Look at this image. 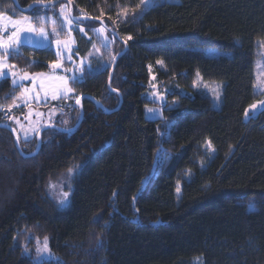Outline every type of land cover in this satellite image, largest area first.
I'll return each mask as SVG.
<instances>
[{"label": "trees", "instance_id": "16d2710c", "mask_svg": "<svg viewBox=\"0 0 264 264\" xmlns=\"http://www.w3.org/2000/svg\"><path fill=\"white\" fill-rule=\"evenodd\" d=\"M16 1L60 2L22 13L14 0H0V16L38 23L67 4ZM70 1L74 15L103 19L113 42L99 45L90 25L100 23H79L88 34L76 32L75 60L88 58L96 42L103 64L72 82V96L93 98L83 99L76 130L43 132L38 154L25 157L17 144L33 153L43 126L23 137L0 112L19 138L0 127V264H264V109L245 120L258 98L264 0H177L145 9L143 0ZM204 47L225 54L209 56ZM56 59L53 49L28 45L9 58L34 73ZM151 74L168 87L189 89L198 74L221 82V105L203 92L174 93L164 117L148 120L146 106H159L148 99ZM17 92L7 80L0 103L13 106ZM63 104L47 105L58 111L52 125L73 128L81 110ZM77 166L69 204L59 208L49 183ZM45 237L60 261L34 260Z\"/></svg>", "mask_w": 264, "mask_h": 264}, {"label": "rangeland", "instance_id": "374dc122", "mask_svg": "<svg viewBox=\"0 0 264 264\" xmlns=\"http://www.w3.org/2000/svg\"><path fill=\"white\" fill-rule=\"evenodd\" d=\"M166 1L177 2V0H143V9L154 3ZM51 11L50 14H46L41 19V22L38 23L28 15L14 18L7 14L0 16V64L7 65L0 69L5 74L0 75V87L7 80H10L12 87L18 89L15 96L16 101L13 106H5L0 103V112L9 118L10 123L22 132L23 137L29 136L35 128L50 125L55 121L58 111L55 107L51 108L47 107V105L60 102L62 99L65 102L63 105L69 106L72 102L76 103L77 98L72 96L74 95L72 82L74 80L83 81L84 72L87 69L91 71L93 63L102 65L103 58L101 56L103 52L100 46L101 44L110 46L113 42V38L103 26L92 24L90 26L96 33L95 36L99 38L98 43L100 46L95 42L96 48L88 58L75 60V34L77 31H80L87 35V27L73 21L69 14L67 4H63ZM16 21H20L21 23L17 25L15 23ZM29 26L34 31H27ZM41 29H43L44 34H41ZM13 32L18 33V36L13 40H9ZM88 37L90 38L89 35ZM6 45L7 47H5ZM24 45L35 48H51L55 51L57 59L50 64V69L47 72L34 73L23 70L11 63L9 58L11 53L20 51ZM256 45L258 56L254 68V94L258 98L254 102L256 108H248L245 114L246 121L264 109V105L261 103L264 102V39L257 40ZM201 49L209 56L225 54V52L213 47H204ZM106 63L107 65L109 64V62ZM56 64H59V67H53ZM157 66L163 68L164 63L160 61L157 63ZM149 69L152 72L154 66L151 65ZM68 89H71V91H67ZM150 89L148 99L158 103L159 106H146L145 117L148 120H155L164 117L163 106L169 101V96L174 93L187 96L195 92H203L212 98L215 107H220L223 83L206 81L198 74L195 82L189 89L178 85L168 87L160 85L157 77L151 74ZM53 95L56 96L55 99H53ZM149 109L152 111L149 112ZM207 146L211 147L210 142H208ZM72 169L73 172L71 174L67 172L57 181H51L49 183L47 193L59 208H64L69 204L73 191V180L77 172H79L80 167ZM64 192L68 193L67 203L61 207L59 202L63 198L62 194ZM44 245L45 239L38 241L34 256L36 262L61 260L50 249L48 239L47 250H45ZM195 262L196 264H203V259L197 258Z\"/></svg>", "mask_w": 264, "mask_h": 264}, {"label": "water", "instance_id": "95a60500", "mask_svg": "<svg viewBox=\"0 0 264 264\" xmlns=\"http://www.w3.org/2000/svg\"><path fill=\"white\" fill-rule=\"evenodd\" d=\"M14 1H15L16 6L20 9V11L22 13H27L29 11H32V10H34L37 7L56 6L60 2V1H47V2L37 1V2L31 3L30 5H28L26 7H22V6H20V4L16 0H14ZM62 1L69 5V14H70L71 18L73 19V21L75 23L79 24V23H84V22H88V21H94V22L100 23L103 27H106V23H105V21L103 19L93 18V17H89V16H85V15H79V16L74 15L73 12H72V8H73L72 2L70 0H62ZM115 36L118 37V35H116V34H115ZM117 59H118V57H115L114 65L116 64ZM112 75H113V69L111 71V77L110 78H112ZM112 91L115 92L114 90H112ZM84 98H90L91 99L93 97L90 94H83V95H81L79 97V103H76L75 106L81 110V115H80L79 122H78V124L75 127L68 129V128H62V127H59L57 125H52V124L45 125L38 132V145H37L36 150L33 153L26 155L22 151L21 146H20V144L18 142L17 147H18L20 153L23 156H25V157H32V156L38 154L40 149H41V146H42L43 132L45 130H47V129L53 128V129H56V130H58L59 132H62V133H71L74 130H76L80 126V124L82 123V120H83V117H84V110H83V99ZM122 102H123V97H122V95H120V105H119V107L122 105ZM4 125H7V127H5ZM0 127H5V128L10 129L12 131L14 130L13 132H14L15 138L16 139L18 138L17 131L14 128H12L10 125L4 124V123H0Z\"/></svg>", "mask_w": 264, "mask_h": 264}, {"label": "snow or ice", "instance_id": "6c2138e0", "mask_svg": "<svg viewBox=\"0 0 264 264\" xmlns=\"http://www.w3.org/2000/svg\"><path fill=\"white\" fill-rule=\"evenodd\" d=\"M17 25H19L21 22L20 21H16L15 22ZM27 31H34V29L31 27V26H29L28 28H27ZM41 31V34H44L43 33V29H41L40 30ZM17 36H18V33H16V32H13V34H12V36H10L9 37V40H13V39H15V38H17ZM128 39H131V37H129ZM58 43H59V41H58ZM5 47H7V45L5 46ZM7 65H4V64H0V69H2L3 67H6ZM53 67H59V64H56V65H53ZM0 75H5L2 71H0ZM14 75V74H13ZM74 79H76L75 77H74ZM67 91H71V89H68ZM56 98V96L55 95H53V99H55ZM76 103H79V99H77L76 100ZM262 103V105H264V102H261ZM250 107H252L253 109H255L256 108V105L254 104V105H251ZM149 112H151L152 110L151 109H149L148 110ZM5 127H7V125H4ZM14 131V130H13ZM17 139H19V138H17ZM77 167H79V166H77ZM68 172H69V174H71L72 172H73V169L72 168H69L68 169ZM177 191H179V189H177ZM62 199L60 200V202H59V205L62 207L63 205H65L66 203H67V197H68V193L67 192H64L63 194H62ZM252 207V205H250V208ZM44 248H45V250H47V237H45V245H44ZM39 251V250H38Z\"/></svg>", "mask_w": 264, "mask_h": 264}]
</instances>
